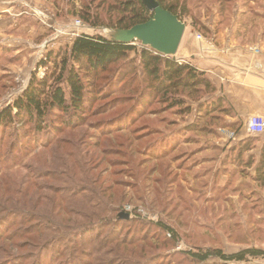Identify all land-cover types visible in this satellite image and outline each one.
Listing matches in <instances>:
<instances>
[{
	"label": "rangeland",
	"instance_id": "obj_1",
	"mask_svg": "<svg viewBox=\"0 0 264 264\" xmlns=\"http://www.w3.org/2000/svg\"><path fill=\"white\" fill-rule=\"evenodd\" d=\"M186 1L188 13L182 21L186 31L178 61H190L180 58L190 40L201 46L237 42L250 48L263 41L264 0ZM112 3L0 0V115L14 106L33 79L44 80L56 71L58 76L57 64L79 35L111 39L117 30L111 25L119 18L112 12ZM4 7L14 8L12 15L3 13ZM9 16V21H3ZM134 44L140 51L142 46ZM60 50L63 55L55 59ZM51 53L52 60L48 58ZM127 60L96 82V88L103 91L96 93L99 99L91 104V112L81 114L86 116L84 125L67 126L62 123L67 115L53 110L42 135L28 123L0 130V209L20 208L32 215L29 223L13 230L33 225L52 228L56 221L68 227L61 233L62 242L72 246L78 239L74 232L78 226L116 217L121 220L115 228L121 240L134 238L140 243L145 238L134 250V264L136 260L139 264H197L185 254L198 249H221L227 254L264 250V187L255 181L254 168L235 165L237 153L228 147L233 141L220 132L235 131L230 120L217 126L214 134L192 131L199 119L198 105L206 97L183 95L192 109L187 115L157 100L144 107L140 99L148 88L139 54L132 52ZM206 121H201L200 129L211 124ZM245 125L237 121L238 130H245ZM261 143L262 138L242 154L244 164L252 158L258 162ZM123 214L129 218H122ZM160 222L171 226L178 240L164 234L157 225ZM103 227L100 241L111 231ZM59 234L50 233L46 242ZM96 235L95 231L87 238ZM93 246L87 250L91 252ZM119 255L121 260L128 256L122 251ZM100 262L115 263L118 256H94L93 264ZM246 264H264V259Z\"/></svg>",
	"mask_w": 264,
	"mask_h": 264
},
{
	"label": "trees",
	"instance_id": "obj_2",
	"mask_svg": "<svg viewBox=\"0 0 264 264\" xmlns=\"http://www.w3.org/2000/svg\"><path fill=\"white\" fill-rule=\"evenodd\" d=\"M112 1V12L118 14L119 18L111 26L117 30H128L137 25L145 24L154 16L144 6L142 0ZM156 1L160 3L163 9L177 16L181 21L188 13L186 0L184 2L181 0ZM81 18L84 22L90 20L86 16H81ZM134 43L142 46L140 51L135 44L126 45L112 42L101 35H79L74 40L68 55L61 58L60 65L57 64V69L59 68L60 71L58 76L56 77V71L55 74L44 80L33 79L14 106L5 109L0 115V130L3 127L13 128L18 124L25 125L28 123L34 125L33 130L37 135H42L48 129L45 126V121L53 110L67 115L66 120L62 122L67 126L75 124V122L84 125L83 121L86 116H81V114L87 115L91 112V104L99 99L96 93L100 94L103 91L96 88V82L115 65L121 62L127 63L132 52L139 54L143 83L148 88L140 99V103L144 107H146V103L150 104L157 100L167 104L168 109H178L180 113L187 115L192 112V109L187 106L183 95L192 99L206 97L207 100L198 105L199 119L192 125L191 129L192 131L200 130L211 134H214L216 127L223 124L226 119L236 117L227 97L220 92L206 72L199 70L191 62H180L176 58L157 54L140 42L135 41ZM61 55L63 54L60 50L54 58H60ZM52 56L53 53L48 58L52 60ZM129 71L132 70L129 69ZM50 81L51 84H49ZM178 94L180 96H177ZM206 120H210L211 124L206 127L207 124L204 123L206 125L200 129V125L202 122H207ZM231 126L237 134L241 130H238L237 122ZM260 141V136H250L245 140V144L242 141L240 147L231 151L237 153L234 157L235 165H247L248 168H254L255 181L264 187V144L258 162L252 158L244 164L242 160V154L248 150L250 145ZM60 211L62 213L63 210L60 209ZM106 212L115 214L116 211L107 210ZM31 216L20 208H15L13 211H1L0 209V264H93L94 256L108 257L115 254L118 256V262H107L106 264H120L122 262H124L123 264H134L131 262L134 250L137 244H141V241L145 240V238L141 239L140 243H137L134 238L131 241L128 238L121 240V236L115 230L118 221L121 220L116 217L107 219V222H105V217L98 218L97 224L92 222L78 226L74 229V232L78 234V239L72 242V246L62 242L63 234L61 233H66L68 227L56 221L51 223L52 228L33 225L31 228L13 230L24 222L29 223ZM121 223L127 224L128 222L123 221ZM157 225L164 234L170 235L173 240H178V234L171 226L163 222ZM102 226H104L103 229L109 228L111 231L109 236L100 241L99 235ZM95 231L97 232L96 238H91V236L87 238ZM52 232L60 234L46 242L47 236ZM46 243L50 247L46 246ZM93 244V250L89 252L87 249ZM140 250L141 253L144 252V248ZM15 251H20V253L15 254ZM121 251L124 255L128 254L122 260L119 257ZM186 253L185 257L197 264H206L210 260H215L217 264H246L253 259H264V250L258 248H249L233 254H227L221 249L189 250ZM81 255L88 260H80L79 256ZM142 255L140 254L138 258L134 259H139ZM65 258L71 261L62 262L61 259ZM73 259H77L78 262H73ZM135 263L139 264L137 260ZM99 264L104 263L100 262Z\"/></svg>",
	"mask_w": 264,
	"mask_h": 264
},
{
	"label": "crops",
	"instance_id": "obj_3",
	"mask_svg": "<svg viewBox=\"0 0 264 264\" xmlns=\"http://www.w3.org/2000/svg\"><path fill=\"white\" fill-rule=\"evenodd\" d=\"M13 11L14 8L6 7L2 10L9 15H12ZM9 20L10 16L8 20L3 21ZM253 46L260 50L259 54L251 52L250 46L237 42L222 46L209 43L201 46L190 40L180 54V58L189 59L199 70L206 72L220 92L227 97L236 113L234 119L229 118L231 125L242 120L247 126L252 116H264V39L260 44ZM250 136L246 127L245 130L241 129L237 139L228 143L229 149L240 147L242 141L245 144V140ZM260 137L261 151L264 134ZM250 147L244 153L248 152Z\"/></svg>",
	"mask_w": 264,
	"mask_h": 264
},
{
	"label": "water",
	"instance_id": "obj_4",
	"mask_svg": "<svg viewBox=\"0 0 264 264\" xmlns=\"http://www.w3.org/2000/svg\"><path fill=\"white\" fill-rule=\"evenodd\" d=\"M142 2L154 14L150 21L128 30H114L109 40L126 45L137 41L157 54L176 58L184 38L186 25L177 16L163 9L158 1L142 0ZM122 218L128 219L129 215L123 214Z\"/></svg>",
	"mask_w": 264,
	"mask_h": 264
},
{
	"label": "built area",
	"instance_id": "obj_5",
	"mask_svg": "<svg viewBox=\"0 0 264 264\" xmlns=\"http://www.w3.org/2000/svg\"><path fill=\"white\" fill-rule=\"evenodd\" d=\"M77 25H81L80 21L77 22ZM196 39L200 42H204L202 35H197ZM250 50L255 54L260 53V50L257 47H251ZM246 129L248 134L251 136H262L264 134V116L256 115L249 118ZM220 132L225 136V138L231 141L236 140L238 137V134L230 129L220 130Z\"/></svg>",
	"mask_w": 264,
	"mask_h": 264
}]
</instances>
